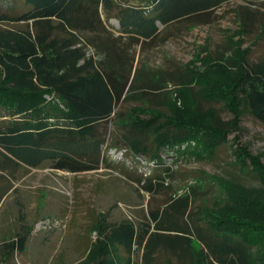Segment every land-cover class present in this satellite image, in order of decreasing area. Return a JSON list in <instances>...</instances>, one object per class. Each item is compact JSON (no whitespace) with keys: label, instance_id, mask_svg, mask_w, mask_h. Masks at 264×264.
I'll use <instances>...</instances> for the list:
<instances>
[{"label":"trees","instance_id":"16d2710c","mask_svg":"<svg viewBox=\"0 0 264 264\" xmlns=\"http://www.w3.org/2000/svg\"><path fill=\"white\" fill-rule=\"evenodd\" d=\"M229 1L0 0L6 7L0 13V177L41 165L69 173L95 171L107 160L105 145L136 155L150 152L156 163L161 151L182 157L198 148H220V135L231 125L215 108H201L208 97L193 94L197 112L214 113L211 130L202 132L182 126L151 130L142 121L118 125L128 117L116 109L136 102L163 111L168 102L166 93H160L164 81L145 73L135 47L145 51L159 46L177 24L209 23L213 12ZM251 5L237 7L247 32L262 15ZM109 20L118 29L109 30ZM237 87L246 114L264 127V56L254 62L243 58ZM256 168L264 177V164L258 162ZM2 179L0 198L11 189L8 179ZM162 188V181L141 185L149 194ZM165 202L144 223L112 221L99 212L93 229L115 250L120 264H136V256L139 264H197L194 241L203 264H252L254 248L264 245V204L256 203L253 213L221 225L201 220L202 207L194 210L188 195ZM29 232L22 225L13 240L2 244L10 253H22Z\"/></svg>","mask_w":264,"mask_h":264},{"label":"rangeland","instance_id":"374dc122","mask_svg":"<svg viewBox=\"0 0 264 264\" xmlns=\"http://www.w3.org/2000/svg\"><path fill=\"white\" fill-rule=\"evenodd\" d=\"M250 3L262 15L247 32L237 7ZM5 10L0 5V13ZM263 21L264 0H230L213 12L209 23L177 24L159 46L145 51L136 46V61L145 73L164 81L160 93H166L168 102L163 111L122 103L116 111L128 118L117 124L142 121L151 130L182 126L209 131L214 113L195 110L196 93L209 98L201 108L213 107L230 121L231 129L220 135L222 146L216 151L198 148L182 157L161 151L156 163L150 152L136 155L125 147L105 145L107 160L95 171L69 173L41 165L21 168L14 175L3 173L0 187L5 177L12 189L0 207V264H120L115 250L93 229L99 212H106L112 221L144 223L150 211L164 206L169 197L188 195L194 210L202 207L201 220L227 225L233 217L253 213L256 203L264 204V177L256 168L258 162L264 164V127L246 114L237 87L243 58L254 62L264 56ZM106 25L111 31L118 29L114 20ZM148 181H162L164 188L146 193L141 185ZM22 225L30 230L25 251L10 253L2 243L13 240ZM258 245L252 264H264V245ZM193 248L197 264H203L196 241ZM139 258L135 257L136 264Z\"/></svg>","mask_w":264,"mask_h":264},{"label":"crops","instance_id":"0c3cea01","mask_svg":"<svg viewBox=\"0 0 264 264\" xmlns=\"http://www.w3.org/2000/svg\"><path fill=\"white\" fill-rule=\"evenodd\" d=\"M16 172H17V171H15V172L13 173V175L16 174ZM0 173H1V172H0ZM11 189H12V188H11ZM11 189H10V190H11ZM6 195H7V193H6L2 198H0V207H1V204H2L3 200L6 198Z\"/></svg>","mask_w":264,"mask_h":264},{"label":"water","instance_id":"95a60500","mask_svg":"<svg viewBox=\"0 0 264 264\" xmlns=\"http://www.w3.org/2000/svg\"><path fill=\"white\" fill-rule=\"evenodd\" d=\"M115 21V20H114ZM116 22V21H115Z\"/></svg>","mask_w":264,"mask_h":264}]
</instances>
